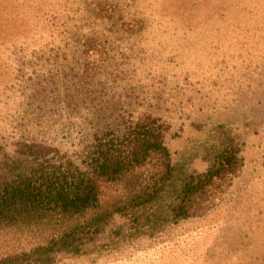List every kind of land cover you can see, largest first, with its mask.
I'll return each mask as SVG.
<instances>
[{
  "label": "rangeland",
  "instance_id": "rangeland-1",
  "mask_svg": "<svg viewBox=\"0 0 264 264\" xmlns=\"http://www.w3.org/2000/svg\"><path fill=\"white\" fill-rule=\"evenodd\" d=\"M143 114L183 168L228 137L241 168L205 214L56 264H264V0H0V144L73 153Z\"/></svg>",
  "mask_w": 264,
  "mask_h": 264
},
{
  "label": "trees",
  "instance_id": "trees-1",
  "mask_svg": "<svg viewBox=\"0 0 264 264\" xmlns=\"http://www.w3.org/2000/svg\"><path fill=\"white\" fill-rule=\"evenodd\" d=\"M119 124L73 153L37 139L0 144V264H56L157 235L209 211L242 166L234 138L187 170L157 117Z\"/></svg>",
  "mask_w": 264,
  "mask_h": 264
}]
</instances>
